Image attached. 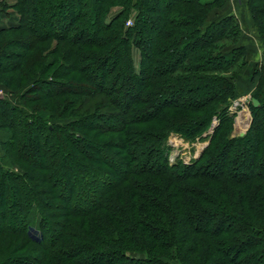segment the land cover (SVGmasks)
I'll return each instance as SVG.
<instances>
[{"label":"trees","instance_id":"obj_1","mask_svg":"<svg viewBox=\"0 0 264 264\" xmlns=\"http://www.w3.org/2000/svg\"><path fill=\"white\" fill-rule=\"evenodd\" d=\"M242 2L264 48V0ZM226 3L16 0V22L0 14V264H264V68ZM240 69L259 105L238 138ZM214 120L196 160L168 161L170 134L193 142Z\"/></svg>","mask_w":264,"mask_h":264},{"label":"rangeland","instance_id":"obj_2","mask_svg":"<svg viewBox=\"0 0 264 264\" xmlns=\"http://www.w3.org/2000/svg\"><path fill=\"white\" fill-rule=\"evenodd\" d=\"M205 1V0H204ZM16 0H0V14L1 17L4 18L5 15L7 14L8 16L10 15L9 19L6 20L8 23H13L16 22V15L14 9H11L9 6H13L15 4ZM231 7L235 8V11L237 10L238 15H241V17L237 19V22L240 26L241 29V36L239 39V43L244 44L247 46L249 50V63L250 65H254L259 69V67L264 68V48L262 44L258 41V38L255 33V29L251 27H248L245 25L244 21L249 17L247 14L246 8L242 2V0H227L226 5L223 6L222 10L223 12L227 13L228 9H231ZM250 19V18H249ZM6 22V24H7ZM228 45V44H227ZM134 60L136 62V65L138 63V54L137 52L134 53ZM253 69V68H252ZM97 70H101L98 68ZM245 69H240L238 72H240V77L238 80V85L241 86L240 90L236 93V97L230 106V113L234 115L232 125H231V137H242L248 130L249 124L251 123V114L249 110V103L252 102L251 97H250V90L252 89V84L250 85V71L245 70ZM252 72V70H251ZM234 73H237V69H233L232 71H229L227 73H217L218 75H228L231 76ZM9 77V76H8ZM7 76H1L0 79H8ZM256 81V80H255ZM45 90L46 88L43 87ZM6 89L5 87L0 84V96L6 95L7 92H5ZM18 95V94H16ZM9 103L13 105H18L17 102V97L16 96H7L6 98ZM113 124H115V121H112ZM216 125V120H214L211 123V126L209 130L203 134L202 138L197 139L193 142H188L184 139H182L179 135L177 134H170L167 140V145L169 146V151H168V161L170 163L176 162V161H181L184 163H190L194 160L197 159L199 154L203 151V149L208 145V140L209 136L211 135L213 131V127ZM243 134L242 136H239V134ZM38 155H30V160L37 161ZM222 168V167H220ZM219 168H215L216 170ZM250 168L247 170L246 168H242L240 171L249 173ZM82 176V175H81ZM96 185L93 188L92 195H96L98 192V188ZM82 207L85 208L86 204L81 203ZM32 219V218H31ZM205 221H202L201 226H204ZM36 225H37V220H36Z\"/></svg>","mask_w":264,"mask_h":264},{"label":"crops","instance_id":"obj_3","mask_svg":"<svg viewBox=\"0 0 264 264\" xmlns=\"http://www.w3.org/2000/svg\"><path fill=\"white\" fill-rule=\"evenodd\" d=\"M226 14H228V15H233L235 18L237 17L238 19L241 17V15H238L237 10L235 11V8H234V7H231V9H228ZM239 16H240V17H239ZM239 20H240V19H239ZM244 23H245V25H247L248 27H251V26H252L249 17H248L247 19H245Z\"/></svg>","mask_w":264,"mask_h":264},{"label":"water","instance_id":"obj_4","mask_svg":"<svg viewBox=\"0 0 264 264\" xmlns=\"http://www.w3.org/2000/svg\"><path fill=\"white\" fill-rule=\"evenodd\" d=\"M252 105L254 106V107H257L258 105H259V102L257 101V100H255V99H252ZM248 127V126H247ZM243 134L241 133V134H239V136H242Z\"/></svg>","mask_w":264,"mask_h":264},{"label":"built area","instance_id":"obj_5","mask_svg":"<svg viewBox=\"0 0 264 264\" xmlns=\"http://www.w3.org/2000/svg\"><path fill=\"white\" fill-rule=\"evenodd\" d=\"M131 23H130V21H128L127 23H126V25H130Z\"/></svg>","mask_w":264,"mask_h":264}]
</instances>
